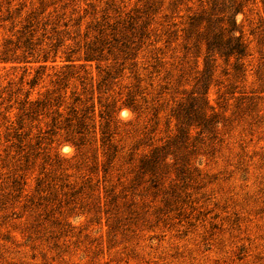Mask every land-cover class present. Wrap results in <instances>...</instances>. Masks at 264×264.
I'll return each instance as SVG.
<instances>
[{
    "label": "rangeland",
    "instance_id": "374dc122",
    "mask_svg": "<svg viewBox=\"0 0 264 264\" xmlns=\"http://www.w3.org/2000/svg\"><path fill=\"white\" fill-rule=\"evenodd\" d=\"M210 2L0 0V264H264V0Z\"/></svg>",
    "mask_w": 264,
    "mask_h": 264
},
{
    "label": "trees",
    "instance_id": "16d2710c",
    "mask_svg": "<svg viewBox=\"0 0 264 264\" xmlns=\"http://www.w3.org/2000/svg\"><path fill=\"white\" fill-rule=\"evenodd\" d=\"M211 2V10L213 11L215 9V6L217 5V0H210ZM239 8L236 7L234 12H238ZM202 15L193 16L190 19L189 22V28L186 30L187 36L191 33V30L201 23L203 21ZM206 20V28L203 31H197V35L200 36L203 41V44L205 46V56H204V67H207V60L210 59V57L213 54H217L220 57H235L236 59H239L246 55V46L244 42L242 41L240 36H235L234 32L236 31V23L235 20L232 19V15L228 14L227 16L224 15L221 19H219L220 25L218 27L212 26L211 21ZM198 40V39H197ZM141 42V41H140ZM99 51L98 47L89 46L85 52L84 55V61L89 62L96 60L97 56L95 53ZM98 53V52H97ZM18 58L3 55L0 56L1 62H16ZM69 61V60H67ZM71 65H66V68H68ZM64 75V72H62ZM204 95V92L202 93ZM202 98V97H201ZM202 106L204 107L207 103L204 98L201 99ZM128 108L135 111L137 108L134 104V101L131 97L127 99L124 103ZM202 106H200L202 108ZM175 117L178 121V136L185 137L187 135V132H185V126H192L195 125L196 127H208L210 125V120H205L204 118H191L189 109H185L184 111L182 109H178L175 112ZM79 125L82 124V120H79ZM103 135H105L106 132H101ZM107 137V136H105ZM103 136V140L105 138ZM162 156V154H159L158 150H155L151 157L148 159H143L140 162L139 168L141 170H152L156 167V161L157 159ZM164 157V156H163Z\"/></svg>",
    "mask_w": 264,
    "mask_h": 264
}]
</instances>
